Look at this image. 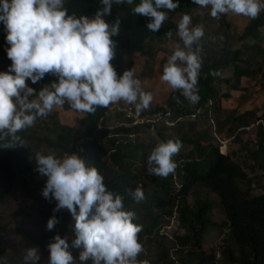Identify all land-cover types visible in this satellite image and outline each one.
Here are the masks:
<instances>
[{"label": "trees", "instance_id": "1", "mask_svg": "<svg viewBox=\"0 0 264 264\" xmlns=\"http://www.w3.org/2000/svg\"><path fill=\"white\" fill-rule=\"evenodd\" d=\"M139 2L140 0H134L133 5L114 3L111 14L103 19L109 24L114 23L117 18L121 20L120 34L112 37L116 42V55L110 62L117 76L131 67L130 61L124 62V57L137 54L145 58L144 66L147 71L141 73V77L147 79L153 72L155 57L151 45L167 39L166 33L169 30L173 33V27L172 23H165L159 32L148 30L146 25L151 22L150 19L135 16L132 12V8ZM178 3L179 7L168 12V15L188 14L197 6L193 0H178ZM64 7L69 15L91 19L102 4L101 0H65ZM218 21L225 30L221 34H206L202 41L203 64L198 77L196 102L185 98L180 91L172 90L163 107H149L139 115L134 109L137 118L150 120L151 123L132 126H126L129 120L122 117L120 109L126 103L122 102L121 105V101L108 108H97L93 114L80 112L72 126L58 122L55 113L38 117L36 129L41 128L42 134L33 135V126L26 129L32 133L33 139L31 151L25 159L17 155L18 146L0 148V204L9 197L13 180L19 174L26 173L29 177L27 183L21 181L24 189L26 185L33 186L37 180L46 182L47 178L41 177L35 170L36 152L45 155L41 151L43 148L54 152L61 159L65 153H76L85 161L86 166L98 169L109 190L125 197V210L135 213L133 223L142 226L138 242L142 241L147 251L140 261H146L147 264H172L167 250L158 249L151 239L153 235L157 236L160 219L174 216L183 235H174L171 246L174 248L173 252L185 250L180 257L183 264H264V131L260 125L256 126L252 133L253 139L247 140L248 145H245L240 142V135L246 131L239 129L250 124L249 118L255 112L234 113L233 110L220 107L222 100L230 98L229 92L244 90L241 79L253 77L264 67V35L260 32V28L264 27V12L255 20L248 19L237 37L229 35L225 15ZM6 34L4 24L0 22V72H6L11 65L6 54L9 47ZM211 37L216 38L215 42ZM214 46L220 47L216 49ZM52 76L54 75L46 74L36 84L31 81L27 84L37 94L49 85ZM61 107L63 110H73L69 102ZM163 113H168L166 119L172 126L163 125L161 120L156 121L157 115L161 116ZM221 113L224 114L223 117H220ZM210 114L215 132L219 135L226 128L225 136L234 134L230 142L239 144L238 152L245 154L257 166L260 174L250 175L251 166L247 170L233 158V153H218L217 144L210 133V124L206 131L196 129L199 122L209 120ZM261 119L262 117H256L255 121ZM142 127L154 128L155 135L161 142L169 139L181 142L182 151L173 157L177 164L175 174L161 178L147 172L146 161L151 151L148 145L138 144ZM162 131L168 133L162 134ZM129 134H134V139H129ZM17 135L21 136L24 144L27 142L28 138L22 131ZM136 163L138 167L135 166ZM172 175L178 187L171 180ZM137 187L142 188L145 196L139 203L125 192V189L134 190ZM254 190L258 193H253ZM203 191L215 195L224 216L222 224L211 220L212 202ZM188 197L191 198L190 201L187 200ZM36 206L37 219L35 229L32 230L35 235L40 236L38 228L47 230L48 219L57 217L58 214L53 212L55 204L52 202ZM59 216L61 223L56 235L67 239L68 251L75 254L72 256L74 264H81L79 255L83 249L72 246L75 239L73 217L67 210H63ZM216 225H224L228 232V239L224 242L219 259L203 249L204 235ZM24 227L21 220L16 222V232L21 235L26 234ZM1 234L0 232V239ZM0 257H5L8 264H22L1 250ZM83 264H92V261L89 259Z\"/></svg>", "mask_w": 264, "mask_h": 264}, {"label": "clouds", "instance_id": "2", "mask_svg": "<svg viewBox=\"0 0 264 264\" xmlns=\"http://www.w3.org/2000/svg\"><path fill=\"white\" fill-rule=\"evenodd\" d=\"M65 0H0V22L5 26L7 58L11 65L0 72V148L23 147L17 135L32 127L38 117H47L54 107L70 103L73 110L93 114L97 108H108L123 101L134 106L136 114L149 109L153 96L142 89V82L132 70L121 76L110 63L115 59L120 34V18L109 24L113 4L133 5L134 0H101L95 16L77 18L69 15ZM201 9L209 8L210 16L219 19L233 14L250 20L264 12V0H193ZM179 7L178 0H140L133 14L150 19L146 27L159 32L168 20V12ZM167 10V11H164ZM177 44L163 66L162 82L196 102L198 77L203 64L205 29L192 26V17L182 14L176 26ZM173 35L169 30L167 37ZM215 42V37L210 38ZM46 74L57 77L55 83L43 87L38 94L26 81L36 84ZM36 97V99H30ZM182 145L179 140L160 142L147 157V172L161 178L175 174L176 156ZM35 170L46 177L41 195L54 199L53 212L67 210L74 220L75 239L72 246L82 248L81 264H147L139 261L143 246L138 242L142 226L133 223L135 213L124 208L125 197L108 189L96 167L86 166L76 153H65L62 159L54 154L35 153ZM139 203L145 199L141 187L125 189ZM59 220L52 216L46 228L52 231ZM47 245V264H74L66 238L52 237ZM37 247L24 249L23 264H38ZM0 264H8L0 257Z\"/></svg>", "mask_w": 264, "mask_h": 264}, {"label": "rangeland", "instance_id": "3", "mask_svg": "<svg viewBox=\"0 0 264 264\" xmlns=\"http://www.w3.org/2000/svg\"><path fill=\"white\" fill-rule=\"evenodd\" d=\"M209 12V8L201 9L199 6L193 8L188 13L192 17V26L203 24L205 35H211L212 33L221 34L225 30L224 26L220 25V22L218 21L219 19L212 18ZM182 14L186 13L174 14L172 16L168 15V20L165 23H172L173 35L161 42H154L151 45V51L155 53V57L153 61V72L151 73V76L149 78L146 79L144 77H141V73L144 74L147 71L144 66V57L133 54L129 57H124L123 59L124 62L130 61L131 67L129 70H132L135 74V77L142 82V89L145 92H150L152 94L153 101L150 105V108L159 106L163 107L169 93L173 90L167 83L162 82L161 76L163 74V66L167 62L168 57L172 54L175 46L177 44H181L182 46V41H180L179 37L176 35V26L179 23ZM225 19L229 25V35H231L232 37H237L242 32V29L248 20V18L246 17L233 14L225 15ZM260 32L264 35V27L260 28ZM219 47L220 46H214V48L216 49ZM122 74L123 72L119 73L118 77ZM29 82L30 81H26V83ZM55 82H58L57 77L52 76L49 85ZM241 86L244 90L229 92L230 98L227 100H222L220 103V107L226 110H233L234 113L253 111L255 112V115L250 116V124L255 121L256 117H262L261 121L264 125V67H262L260 72L253 77L248 79H241ZM34 99H36V97ZM122 102L123 101H121V105ZM114 105L115 104H111V106ZM51 113H55L58 122L71 126L74 124L75 118L77 116H80V112L73 110H63L61 106L54 107ZM208 116V121H201L197 124V130H208L209 122H213L211 114ZM223 116L224 114L221 113L220 117ZM36 126L37 125L35 121V124L33 125V135L40 136L42 134L41 128H39L38 130L36 129ZM254 130L255 128L250 129L244 134L242 133L240 135V142L248 145L247 140L253 139L252 133L254 132ZM225 131L221 132V135L217 134V136L223 139L228 137L225 136ZM22 133L28 138V140L25 144H23V147L18 146V148L16 149V153L22 159H25L27 157V154L31 151L30 148L32 145L30 144L33 139V135L26 129L23 130ZM167 133L168 131H162V134ZM138 137L140 139L138 141V144L142 143L143 145H148L150 147V151L153 150L154 146L158 145L161 142L160 138L155 135L154 128L152 129L151 127H142ZM230 143L226 147V153H233V158L247 170L249 169L250 165L252 168V172H250V175L260 174L257 166L255 164H252V162L248 160L245 154H243L242 152H238L239 144H234L233 142ZM41 151L45 153V155L54 154L56 158L61 159L60 156L56 155L52 151L45 150L43 148L41 149ZM181 151L182 149H180L179 152ZM135 166L138 167V164L136 163ZM22 180L26 183L29 180V177L26 175V173L19 174L14 178L9 197L6 198L2 204H0V232L2 233V238L0 239V250L6 255H12L23 264L24 249L34 246L39 249L41 256L38 264H47L49 257L47 245L50 242H53L52 237L56 235L57 227L61 223L59 215H61L63 210L57 212L58 216L56 218L59 220V223L55 225L52 231L41 230L40 228H38L40 236L35 235L32 229H35V222L37 219L36 205L42 204L44 202H52L56 206V201L54 199L46 200L41 195L42 189L45 186L44 182L37 180L33 186L29 184L26 185V189H24L21 182ZM242 185L243 184H241V187H243ZM175 187H178V184H176ZM202 193L205 194L207 198H209L212 202L210 215L211 220L217 224H222V222L224 221V216L215 195L209 192L204 193V191ZM253 193H258V191L254 190ZM187 200L190 201L191 198L188 197ZM20 220L25 224V235H21L20 233L16 232V222ZM160 222L161 225L157 231V236H152V244H155L158 249H166L168 252V257L171 260L172 264H183L180 260V257L183 255L185 250H182L181 252H173L174 248H172L171 246L172 237L174 235H183V230L178 226L176 218H174V216L169 219L161 218ZM227 239L228 232L226 227L224 225H216L209 229L204 235L203 249L207 252L213 253L215 259H219L218 257L220 255V251L222 250L224 242ZM140 243L143 246V252L138 256L139 261L143 259L146 251V245L143 244L142 241ZM71 255L74 256V252H72Z\"/></svg>", "mask_w": 264, "mask_h": 264}, {"label": "built area", "instance_id": "4", "mask_svg": "<svg viewBox=\"0 0 264 264\" xmlns=\"http://www.w3.org/2000/svg\"><path fill=\"white\" fill-rule=\"evenodd\" d=\"M134 109H135L134 106L127 105V104L124 105L120 109V111L122 113V117L124 119H126V120H129V124H126V126L139 125V124H143V123H147V122L151 123L150 120L137 118L135 116V114H134ZM167 116H168V113H163V115H161V116L159 114V115H157L156 121L161 120L163 125L172 126V123L169 122L166 119ZM209 124H210V128H211L210 129L211 130V134H212V136L214 138L215 143L217 144L218 153H220L222 155L226 154V147L230 143V141L232 140L234 134L230 135V136H228V137H226L224 139L220 138V137L217 136V133L215 132L214 125H213L212 121H210ZM121 125L125 126V124H121ZM258 125H260L262 127V130L264 131V125H263L261 120L255 121L254 123L249 124L246 127L240 128L239 130H244V131L248 132L250 129H254ZM128 138L129 139L134 138V134H129ZM171 180L173 181V183L175 182V185H176V181H174L176 179H175V177L173 175L171 176Z\"/></svg>", "mask_w": 264, "mask_h": 264}]
</instances>
